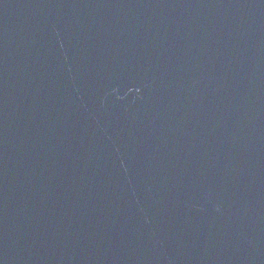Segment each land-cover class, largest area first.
<instances>
[{"label":"water","instance_id":"95a60500","mask_svg":"<svg viewBox=\"0 0 264 264\" xmlns=\"http://www.w3.org/2000/svg\"><path fill=\"white\" fill-rule=\"evenodd\" d=\"M0 264H264V0H0Z\"/></svg>","mask_w":264,"mask_h":264}]
</instances>
